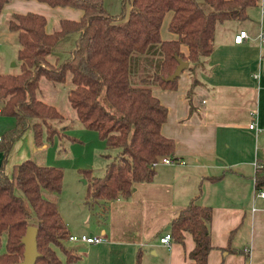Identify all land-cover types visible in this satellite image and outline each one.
I'll return each instance as SVG.
<instances>
[{
    "label": "trees",
    "instance_id": "16d2710c",
    "mask_svg": "<svg viewBox=\"0 0 264 264\" xmlns=\"http://www.w3.org/2000/svg\"><path fill=\"white\" fill-rule=\"evenodd\" d=\"M8 1L0 0V11ZM37 1L80 9L82 14L77 20L60 17L51 31L45 29L43 13H11L7 18L8 28L16 32L20 70L0 71V113L14 117L13 125L2 131L0 138V264L22 258L21 236L27 224L37 226L39 254L34 264H65L80 256L67 249L64 240L73 232L56 202L42 193V188L61 189L63 169L27 157L13 164L10 175L3 170L5 154L26 129L33 130L36 144L56 131L49 128L48 120L62 112L37 96L39 78L57 82L69 75L67 99L79 121L95 129L105 147L117 149L103 174L93 173L91 167L79 168L86 183L84 202L107 211L111 200L130 196L136 181L153 178L161 156L178 160L174 139L160 130L167 107L152 88L176 87L180 74L173 79L165 77L181 57L188 61L186 97L190 104L194 86L200 83L198 70L214 47L216 23L244 19L247 7L258 0H120L119 13L108 12L103 0ZM167 12H171L167 26L175 34L172 38H162L159 33ZM71 31L77 34L68 55L62 60L57 55L50 58L58 39ZM254 187H264V158L255 167ZM211 214V206L198 202L194 195L169 222L174 240L182 242L184 230L192 234L190 264H207L212 246Z\"/></svg>",
    "mask_w": 264,
    "mask_h": 264
},
{
    "label": "crops",
    "instance_id": "0c3cea01",
    "mask_svg": "<svg viewBox=\"0 0 264 264\" xmlns=\"http://www.w3.org/2000/svg\"><path fill=\"white\" fill-rule=\"evenodd\" d=\"M103 3L111 13L105 0ZM27 12L43 13L47 31L60 17L77 20L82 14L69 6L9 0L0 11V36L16 37L7 18L11 13ZM246 12L247 18L257 22L256 29L239 26L227 36H214V47L198 70L200 83L194 86L190 104L185 69L175 88H152L167 107L160 130L174 139L177 161H159L151 180L136 181L128 198L111 200L104 212L98 204L88 208L86 188L83 201L76 204L78 218L73 220L70 207H61L56 198L47 196L56 202L71 232L105 237L98 242L77 240L71 246L80 256L65 264H190L193 259L188 252L194 240L189 231L184 230L182 242L170 236L165 243L158 237L170 232V220L194 195L212 208L207 264H264V195H258L254 187L255 163L264 158V40L257 37L264 28V0L247 7ZM170 15L167 12L162 18V38L175 37L167 26ZM239 29H245L248 36L235 42ZM180 47L187 50L184 44ZM2 118L0 133L14 123L12 115ZM251 120L253 127L248 126ZM21 136L5 154L3 170L8 175L13 164L47 148L46 141L36 144L34 137L30 148L29 135L26 142ZM2 156L0 149V163Z\"/></svg>",
    "mask_w": 264,
    "mask_h": 264
},
{
    "label": "rangeland",
    "instance_id": "374dc122",
    "mask_svg": "<svg viewBox=\"0 0 264 264\" xmlns=\"http://www.w3.org/2000/svg\"><path fill=\"white\" fill-rule=\"evenodd\" d=\"M105 2L111 13L120 12V0H105ZM239 26H246L250 30H255L257 22L247 17L244 19L228 18L216 23L214 36H227ZM75 33L71 31L60 37L48 56L51 58L57 55L59 60H62L68 55L70 49L74 46ZM17 47L18 43L14 34L3 38L0 36V71L17 72L20 70L19 59L16 56ZM38 83L37 96L55 104L62 112V115L48 120L49 128L56 131L51 138H44L43 141L47 142V148L33 151L30 157L37 162L58 165L63 169L61 189L59 191H53L42 188V193L46 196L56 198V202H59L61 207H70L72 209L73 220L75 217L78 218V215L74 214L76 204L83 201L82 194L86 188L85 178L80 173L79 168L91 167L93 173L101 175L105 171L106 163L111 158H114L117 149L114 147H105L104 140L97 134L96 130L84 126L78 120L75 111L67 99V89L70 86L69 75L63 81L57 82L41 76ZM7 115L0 113V122L3 121L2 117H7ZM42 131L45 134L44 128ZM22 134L23 136H21ZM22 134L20 136L25 142L27 139L26 135H29L28 147L32 148L33 130L28 128ZM106 152H109L110 155H104ZM93 205H96V203L92 204V207L95 208ZM71 209L68 211L70 212ZM90 209V214L92 213L94 215L96 212L92 208ZM83 213L85 212L83 211ZM92 215L90 216L92 217ZM69 231L71 232L72 230ZM75 242L77 241L70 240L69 238L64 240L67 249L71 253L74 252L71 245ZM56 252L61 258L64 257V253L57 247Z\"/></svg>",
    "mask_w": 264,
    "mask_h": 264
},
{
    "label": "water",
    "instance_id": "95a60500",
    "mask_svg": "<svg viewBox=\"0 0 264 264\" xmlns=\"http://www.w3.org/2000/svg\"><path fill=\"white\" fill-rule=\"evenodd\" d=\"M188 61L177 57V64L175 65L173 71L169 73L165 78L166 79H173L177 75L182 72V70L187 67ZM36 233H37V226L35 224H27L25 228V232L21 236V241L23 243V251H22V258L13 264H34L36 257L39 254L37 249V242H36Z\"/></svg>",
    "mask_w": 264,
    "mask_h": 264
},
{
    "label": "built area",
    "instance_id": "2783aa9c",
    "mask_svg": "<svg viewBox=\"0 0 264 264\" xmlns=\"http://www.w3.org/2000/svg\"><path fill=\"white\" fill-rule=\"evenodd\" d=\"M248 33L245 29H239V31L234 35V41L235 42H240L242 40L243 37H247ZM257 37L261 40H264V28H261L260 31L257 33ZM254 121L251 120L248 123L249 127H253L254 126ZM0 138H1V133H0ZM159 161L161 162H172L173 160L168 156V155H163L160 157ZM257 166V163H255ZM256 193L258 195L263 196L264 195V189L263 188H256ZM170 233L169 232H165L162 235H159V240L162 242L167 243L170 239ZM68 238L70 240H81V241H85V242H98V241H102L105 239V237L101 234V233H86V232H79V233H69Z\"/></svg>",
    "mask_w": 264,
    "mask_h": 264
}]
</instances>
